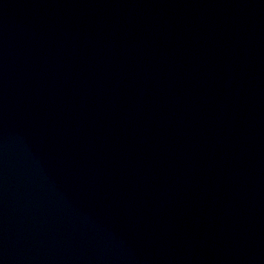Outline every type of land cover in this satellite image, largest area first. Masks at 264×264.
I'll list each match as a JSON object with an SVG mask.
<instances>
[{"label": "water", "instance_id": "1", "mask_svg": "<svg viewBox=\"0 0 264 264\" xmlns=\"http://www.w3.org/2000/svg\"><path fill=\"white\" fill-rule=\"evenodd\" d=\"M0 264H264V0H0Z\"/></svg>", "mask_w": 264, "mask_h": 264}]
</instances>
